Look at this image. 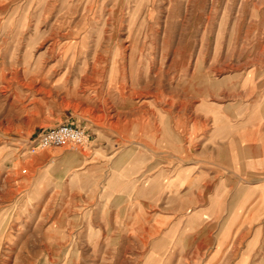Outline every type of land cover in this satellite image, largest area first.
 Instances as JSON below:
<instances>
[{
	"label": "rangeland",
	"instance_id": "rangeland-1",
	"mask_svg": "<svg viewBox=\"0 0 264 264\" xmlns=\"http://www.w3.org/2000/svg\"><path fill=\"white\" fill-rule=\"evenodd\" d=\"M256 86L264 0H0V264H264V217L223 244L221 218L147 190ZM60 123L91 141L31 151Z\"/></svg>",
	"mask_w": 264,
	"mask_h": 264
},
{
	"label": "crops",
	"instance_id": "crops-1",
	"mask_svg": "<svg viewBox=\"0 0 264 264\" xmlns=\"http://www.w3.org/2000/svg\"><path fill=\"white\" fill-rule=\"evenodd\" d=\"M262 87L263 92L259 91L256 86L254 97L248 102V99L244 102L240 100L239 119L236 126H227L225 117L229 116L221 115L222 119L217 127L204 131L202 138L193 142L192 148L197 144L199 146L197 156L193 153V156L188 157L187 160L191 159V161L178 170L174 179L167 184L160 182L147 187V190L159 195V197L155 196L154 200H162L155 205L153 202L149 203L151 206L158 207L156 214L169 215L175 220L180 217L184 220L182 217L184 213L197 214L204 211L213 213L211 220L222 219L221 226L226 231L223 233L226 239L228 238V241L223 240V244L229 245L235 244L238 237H241L243 231L248 228L262 229L264 217V86ZM222 125L225 126L221 127ZM195 166L200 167L196 169ZM162 175H164L163 171L157 174V176ZM167 187L178 200L174 205L163 202L164 198L169 197L168 194L163 195ZM220 197L222 200L215 201ZM259 223H262L261 227L258 226ZM159 228V239L154 243L164 242V237L168 234L169 227H166L165 231H162L163 226ZM231 229L235 233L232 240L229 235ZM225 254L224 259L227 257ZM230 256L231 250L228 258Z\"/></svg>",
	"mask_w": 264,
	"mask_h": 264
},
{
	"label": "built area",
	"instance_id": "built-area-1",
	"mask_svg": "<svg viewBox=\"0 0 264 264\" xmlns=\"http://www.w3.org/2000/svg\"><path fill=\"white\" fill-rule=\"evenodd\" d=\"M88 130L72 123H60L54 127L42 130L35 138L31 151L48 147H57L68 144L76 149L87 145L90 140Z\"/></svg>",
	"mask_w": 264,
	"mask_h": 264
},
{
	"label": "bare ground",
	"instance_id": "bare-ground-1",
	"mask_svg": "<svg viewBox=\"0 0 264 264\" xmlns=\"http://www.w3.org/2000/svg\"><path fill=\"white\" fill-rule=\"evenodd\" d=\"M153 79V78H152ZM186 96V95H185ZM176 106V105H175ZM143 107V106H142ZM134 108V107H133ZM203 120V119H202ZM225 126V125H224ZM223 125L221 126V127H224ZM227 126H229V125H227ZM228 128V127H227Z\"/></svg>",
	"mask_w": 264,
	"mask_h": 264
}]
</instances>
